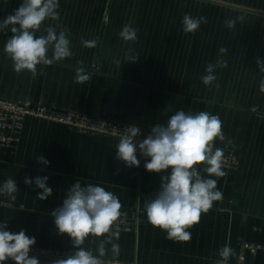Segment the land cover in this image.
<instances>
[{"label":"crops","instance_id":"crops-1","mask_svg":"<svg viewBox=\"0 0 264 264\" xmlns=\"http://www.w3.org/2000/svg\"><path fill=\"white\" fill-rule=\"evenodd\" d=\"M21 3L0 0V22ZM59 5V20L48 19L44 26L69 29L72 56L38 65L35 78L28 71L17 74L4 52L10 27L0 31V98L32 109L46 107L54 113L104 120L119 128L135 125L146 134L178 110L206 111L220 117L222 131L232 141L226 146L227 140H216L215 147L237 158L238 164L223 165L227 175L212 177L218 179L223 199L188 229L190 241L175 242L147 220L145 202L155 198L160 175L167 174L148 172L144 164L150 158L137 151L140 166L126 167L116 158L119 138L27 116L18 143L0 147V186L12 178L19 188L15 201L0 195V223L8 222L7 230L13 233L25 230L35 237L34 246L75 251L70 237L58 234L51 212L79 181L116 195L121 217L138 211L137 228L119 231V239H113L120 246L119 255L113 257L111 245H106V263L215 264L221 259L218 250L229 245L235 254L227 264H236L240 255L245 257L243 264H264V72L257 66V59L264 62V0H59ZM186 13L204 16L207 23L186 34L182 24ZM226 19L237 21L234 29L225 27ZM125 25L137 30L135 42L119 37ZM82 39H95L97 46L84 47ZM221 47L227 54L219 53ZM129 54L139 59L124 61ZM218 59L227 67L217 68V80L205 86L200 78L206 65ZM77 67L91 79L74 83ZM41 156L47 165L38 162ZM197 167L206 175L204 165ZM38 176H47L53 189L47 200L37 198L42 191L34 183ZM25 177L33 183L26 185ZM104 238L89 236L83 247L96 254ZM246 246L257 250L253 254Z\"/></svg>","mask_w":264,"mask_h":264},{"label":"clouds","instance_id":"clouds-1","mask_svg":"<svg viewBox=\"0 0 264 264\" xmlns=\"http://www.w3.org/2000/svg\"><path fill=\"white\" fill-rule=\"evenodd\" d=\"M59 6V0H22L19 7L0 22V31L10 27L12 33L5 43L4 52L11 59L17 74L28 71L35 78L38 65L49 66L72 56L67 35L69 29L60 25L44 26L48 19L59 20ZM237 19L243 21L242 17ZM201 23H207V18L186 13L182 18L183 32L194 34ZM236 23L233 19L224 21L229 30L234 29ZM57 28H60L59 32ZM38 32L42 34L37 36ZM119 37L125 42H135L137 30L125 25ZM81 43L84 47L94 48L98 41L82 39ZM219 53L227 54V49L221 47ZM138 59L137 55L129 54L124 61L136 62ZM114 63L121 66L120 60ZM78 64L82 65L83 61H78ZM257 66L260 72H264V62L260 59H257ZM226 67L227 63L219 59L208 63L206 74L200 78L202 83L210 87L217 80L215 70ZM75 73L74 83L83 84L91 79L83 67H77ZM261 91H264V81L261 82ZM140 135L138 126L124 128L116 145V158L126 167H139V151L142 157L150 158L144 164L148 172L167 173L160 175V188L155 198L145 202L147 220L153 227L165 232L167 239L188 242L192 237L188 229L200 222L202 214L209 212L214 202L223 199V193L217 188L218 179L212 178L227 175L223 170L224 149L215 147L216 140H227L222 131V121L218 115L206 111L193 114L178 110L166 123L154 125L150 134L137 140ZM231 143L227 140L226 146ZM37 159L48 164L42 156ZM198 165H204L203 173L206 175L201 174ZM47 181V176L34 179L35 186L42 190L37 195L39 200H47L53 194ZM24 183L31 185L33 180L25 177ZM18 191L16 180L12 178L6 179L0 186V195L12 201L16 200ZM121 209L119 198L104 187L91 183L82 186L76 181L66 192L62 204L51 212L58 234H67L75 251L50 264H106L103 259L108 254L106 245H111L113 257L118 256L120 246L113 239H119V231L113 228L124 215ZM7 227L8 222L0 223V264H7L9 260L14 264H41L37 257L29 255L36 244L35 237H29L23 229L13 233ZM89 236L105 237L98 242L96 254L92 249L83 247ZM234 254L229 245L223 246L218 250L221 259L215 264H227Z\"/></svg>","mask_w":264,"mask_h":264},{"label":"built area","instance_id":"built-area-1","mask_svg":"<svg viewBox=\"0 0 264 264\" xmlns=\"http://www.w3.org/2000/svg\"><path fill=\"white\" fill-rule=\"evenodd\" d=\"M27 116H34L51 122L64 124L86 133L105 134L116 138H120L124 130V128L112 126L104 120L94 119L75 113H54V111L46 107L39 108L38 110L32 109L21 103L0 98V147L12 148L18 143L23 121ZM147 135L148 134L141 131V135L136 139H143ZM139 156L142 157L140 154ZM237 164V158L224 155L223 165L235 167ZM138 222L139 216L137 211L131 217H120L114 225L113 230L118 228V231H132L137 228ZM246 248L253 254L257 250V247L253 246H246ZM68 254L70 253H67V251L46 249L37 246H33L29 253L30 257H37L41 264H50L51 261L65 258ZM244 261V255H240L236 264H243ZM106 264L135 263L107 262Z\"/></svg>","mask_w":264,"mask_h":264}]
</instances>
